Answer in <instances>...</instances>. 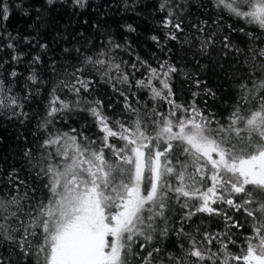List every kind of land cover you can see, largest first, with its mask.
I'll use <instances>...</instances> for the list:
<instances>
[{
	"label": "snow or ice",
	"instance_id": "1",
	"mask_svg": "<svg viewBox=\"0 0 264 264\" xmlns=\"http://www.w3.org/2000/svg\"><path fill=\"white\" fill-rule=\"evenodd\" d=\"M46 2L51 6L65 0ZM71 3L84 8L88 0ZM170 4L171 0H163L160 5V10L167 12L162 26L169 30L166 39L175 41L184 29L182 21L174 19L177 13ZM213 7L217 23L227 15L258 29L259 34L246 33L253 41L264 35V0H214ZM9 16L10 7L0 3V20L7 21ZM206 26L205 22L199 31L204 32ZM128 30L136 31L131 25ZM151 39L159 43L157 36ZM223 40L225 47H232L228 36ZM211 42V36L202 40L201 50ZM119 47L113 45L110 51ZM72 51L80 53L79 49H64L65 53ZM250 52L249 74L239 82L238 99L224 123L212 114L205 115L195 99L187 106L176 102L171 77L179 70L167 61L159 68L141 61L148 74L135 85L147 89L151 100L170 107L159 111L153 105L141 115L125 97L124 107L135 114L134 119L130 123L113 119L100 100L81 95L93 81L80 74L86 69L96 71L108 77L106 83L115 79L131 87L130 74L103 49L95 58L83 56L80 66L68 73L70 79L60 80L50 90L38 124L44 133L38 155L34 158L31 148L24 152L35 175L44 181L47 196L29 202L33 198L27 188L22 194L19 188L26 182L17 177L16 194L0 195V244L18 249L31 264H131L133 256L138 257L136 264H153V252L158 253L159 247L140 253L158 231L161 237L168 235V214L175 202L187 210L176 235L188 238V247L183 257L175 258L176 264H264V47ZM39 60L34 58V62ZM131 67L137 69L136 64ZM113 72L115 77L110 75ZM28 80L35 88L23 97L12 95L0 80V111L7 110L10 118L27 119L24 102L40 93L43 81L35 72ZM201 83L194 80L197 88ZM58 88L67 89L74 99L62 98ZM203 93L215 96L208 88ZM199 94L193 92V97ZM75 111L91 115L97 129L94 136L76 128H56L59 119ZM227 209L246 216L251 223V234L244 236L239 253L230 251V245L238 244L231 229L239 232L243 225ZM197 214L220 216L225 230L201 231L196 226L193 232H185V222ZM137 244L139 249L134 251ZM0 264L11 262L0 258Z\"/></svg>",
	"mask_w": 264,
	"mask_h": 264
},
{
	"label": "trees",
	"instance_id": "2",
	"mask_svg": "<svg viewBox=\"0 0 264 264\" xmlns=\"http://www.w3.org/2000/svg\"><path fill=\"white\" fill-rule=\"evenodd\" d=\"M0 3L10 7L9 19L0 20V80L4 82L6 90L11 89L12 95L21 97L29 89L35 88L28 80V76L33 72L43 81L40 93L33 94L24 102L27 119L16 116L10 118L7 110L0 111V195H15L18 177L26 182V185L20 184L19 188L21 194L27 188L29 197L33 198L29 202L45 198L47 189L43 188L44 181L35 175L24 152L31 148L33 157L38 155L40 138L44 135L38 124L44 116L50 90L60 80L70 79L68 73L80 66L83 56L90 55L95 58L103 49L122 64L125 73L130 74L131 87L115 79L106 83L108 77L96 71L86 69L80 74L93 81L89 91L82 92L81 95L88 100H100L104 112L113 119L129 123L134 119L135 114L124 107L125 97L127 103L140 109L141 115L153 105L159 111L170 107L163 102L151 100V93L147 89L135 85V81L145 78L148 74L147 70L140 66L141 61L155 68L167 61L179 70L171 77L176 102L187 106L195 99L205 115L212 114L224 123L238 99L239 82L249 74L252 65L250 49L264 47V35L256 41L246 35L248 31L259 34V30L254 26L246 25L243 21L234 20L227 15L217 23L214 0H171L169 7L174 8L177 13L174 19L182 21L184 29L183 32L177 33L178 40L175 41L166 39L165 34L169 30L162 26L167 14L166 10H160L163 0H88L84 8L74 7L71 0L51 6L46 0H0ZM205 22V31L200 32L199 28L204 26ZM128 25L136 31H129ZM229 25L234 30H230ZM241 27L245 29L244 32L240 31ZM154 35L158 37L159 43L151 39ZM209 36L212 42L202 51L201 41L207 40ZM224 36H228L232 47H225ZM8 44L13 47L9 48ZM116 44L120 47L110 51ZM42 45H47V48ZM65 48L79 49L80 53H65ZM14 56L17 59H13ZM37 56L40 60L34 62ZM132 64H136L137 69H132ZM13 71L17 73L15 77L10 75ZM110 75L115 77L116 74L113 72ZM194 80L204 83L197 88ZM152 83L159 86L158 81ZM205 88L211 89L215 96L205 95ZM57 92L62 98L74 99L67 89L58 88ZM121 92L125 95L122 96ZM193 92L200 94L193 97ZM145 105L148 107L145 108ZM56 128L62 131L76 128L89 136H94L97 132L93 118L86 111L66 114L64 119L58 120ZM33 188L35 192L31 191ZM186 211L173 202L168 214V235L161 237L158 231L153 242L140 254L144 255L151 248L159 247L158 253L153 252V264H176L175 258L183 257L184 249L188 247V238L176 235ZM227 211L243 225L239 232L231 229L236 233L234 239H237L238 244L230 245L229 248L230 251L239 253L244 236L251 234V223L246 216L232 209ZM157 223L159 227H163L160 222ZM196 226H199L201 231L225 230L224 220L220 216L210 217L206 214H197L191 221L185 222V232H193ZM181 245L184 247L181 248ZM137 249L139 244L135 246L134 251ZM0 258L6 262L10 261L11 264H31L18 249L7 243L0 244ZM137 259L138 257L133 256L131 264H136Z\"/></svg>",
	"mask_w": 264,
	"mask_h": 264
}]
</instances>
